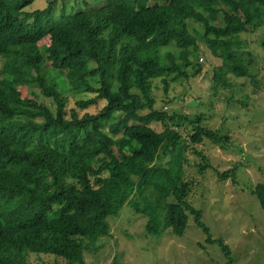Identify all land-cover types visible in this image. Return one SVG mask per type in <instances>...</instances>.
<instances>
[{
  "label": "trees",
  "instance_id": "obj_1",
  "mask_svg": "<svg viewBox=\"0 0 264 264\" xmlns=\"http://www.w3.org/2000/svg\"><path fill=\"white\" fill-rule=\"evenodd\" d=\"M33 1L0 0V264H26L29 252L85 264L86 242L109 235L107 217L127 202L149 217L151 234L171 228L180 236L192 214L205 242L217 243L224 264H234L228 245L212 238L188 201L184 167L189 151L205 169L204 138L224 147L229 137L198 117L186 140L167 123L186 115L164 111L170 99L157 108L153 88L160 79L167 93V76H191L182 67L198 57L191 22L221 58L216 83L226 85L228 74L253 80L255 61L240 53L239 36L264 23V0H96L60 16L57 0L27 10ZM45 38L48 44H40ZM62 87L96 93L77 100L80 109L97 99L106 104L96 113L68 114ZM234 170L217 175L227 179ZM252 192L264 210V183Z\"/></svg>",
  "mask_w": 264,
  "mask_h": 264
},
{
  "label": "rangeland",
  "instance_id": "obj_2",
  "mask_svg": "<svg viewBox=\"0 0 264 264\" xmlns=\"http://www.w3.org/2000/svg\"><path fill=\"white\" fill-rule=\"evenodd\" d=\"M48 1L34 0L27 10L42 8ZM98 4L96 0H57L54 15ZM190 29L197 37L198 57H191L192 64L182 67L191 76H167V93L160 79L156 80L153 88L155 106L158 108L165 104L163 101L170 99L169 104L162 107L163 110L186 115L167 121L170 125L179 126L186 140L193 130V121L198 117L204 127L229 137L224 147L204 138L199 148L205 154L208 165L203 170H199L198 166V163L204 164L203 159L186 151L185 179L191 184L187 198L201 211V220L209 228L212 238H221L228 245L234 264H264V210L252 192L257 183H264V23L256 30L242 32L239 36L240 53L251 56L255 61L249 68L253 80L228 74L226 85L221 81L215 82L214 69L221 64V58L207 49L206 41L201 37L202 26L191 22ZM42 43L48 44V38ZM198 64L200 71L194 74ZM47 67L50 68L49 65ZM44 73L50 75V71ZM36 92L40 95L37 88ZM60 93L67 97L68 114L72 109L80 116L85 112L96 113L106 104L105 100L97 99L80 109L75 102L94 97L96 93L66 90L65 87ZM42 98L48 100L47 97ZM151 125L158 131L164 128L158 121H153ZM105 131L108 132V128ZM167 159L168 156L163 155L158 163L164 165ZM234 166V174L227 179H220L217 175V171L224 172ZM151 215L155 222L161 223L154 209ZM188 215L182 235L174 234L171 228L151 234L146 231L149 217L135 211L127 202L118 214L107 217L109 235L100 237L95 243L86 242L84 262L224 264L225 257L220 246L206 243V236L194 223L193 215ZM26 264L68 263L50 253L29 252Z\"/></svg>",
  "mask_w": 264,
  "mask_h": 264
}]
</instances>
